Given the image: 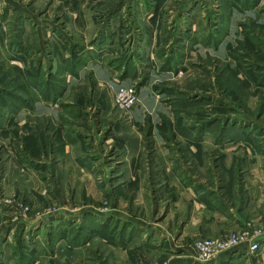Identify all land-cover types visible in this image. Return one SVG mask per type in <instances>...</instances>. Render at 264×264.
Masks as SVG:
<instances>
[{
    "label": "rangeland",
    "instance_id": "obj_1",
    "mask_svg": "<svg viewBox=\"0 0 264 264\" xmlns=\"http://www.w3.org/2000/svg\"><path fill=\"white\" fill-rule=\"evenodd\" d=\"M52 44L59 49V88L80 78L90 60L115 71L110 84L95 89L89 79L59 104L110 110L112 121L98 108L93 113L111 126L110 140H97L93 152L104 151L111 168L105 180L112 182L139 165L142 189L74 187L64 172L59 183L41 188L34 183L39 169L25 158L33 136L7 130L3 139L19 105L31 104V91L42 93ZM32 68L41 81L32 79ZM64 70L70 73L61 81ZM117 82L136 87L138 102L128 113L112 105ZM143 90L151 107L141 105ZM39 135L45 143L46 134ZM204 146L211 170L239 164L236 157L264 168V0H0V264H186L194 240L204 236H183V214L171 211L177 196L162 178L151 182L169 164L196 165ZM224 147L235 155L218 151ZM101 165L95 177H103ZM258 217L256 229L248 220L216 237L245 233L244 242L259 245L248 261L261 263L264 209Z\"/></svg>",
    "mask_w": 264,
    "mask_h": 264
},
{
    "label": "crops",
    "instance_id": "obj_2",
    "mask_svg": "<svg viewBox=\"0 0 264 264\" xmlns=\"http://www.w3.org/2000/svg\"><path fill=\"white\" fill-rule=\"evenodd\" d=\"M54 45L52 44L51 51L48 53L50 66L45 71L46 77L50 76L45 80L50 81L55 88L58 87L59 89V49ZM44 58L46 60L47 57ZM34 60V68H36L35 65L38 60L37 58ZM84 67L80 71V78L77 77L73 80L69 78L68 81L64 78L70 72L67 70L62 71L60 74L61 81L64 80L60 85L62 93L56 99L46 100L39 91H31V94H29L31 104H20L19 110L16 113L14 112L12 126L3 125V139L10 131L17 134L19 129L28 130L30 135L33 136L30 139V151L27 152L28 156L25 158H28L29 165L34 166L36 170L39 169L40 177L38 174L34 179V183L41 182V188H44V182L47 183V187L52 186L53 183L56 184L59 172H64L70 174L68 177L70 178L68 179L69 185L74 187L84 185L89 190L99 187L108 189L112 188L115 183H124L122 186L125 185L127 188L142 189L146 172L144 170L140 173L139 165H135L133 170H130L124 177L122 176L121 178H125L124 180L112 182V180H105L107 172L109 173L111 168L106 167V164L103 163L104 151L103 154L93 152L98 148L97 140L107 142L111 138V132H108L111 128L110 122H104L102 125L95 121L97 120L94 117L97 115L95 114L96 108L99 109V115L106 114L109 120L111 119L110 110L105 112L104 104H59V99L70 100L69 94L74 90V86L88 82L91 79L93 86L97 89L102 83L110 84L115 76V71L106 66L105 63L97 60H90ZM87 75L88 77H85ZM113 84L114 87H117L118 84L126 83ZM139 95L142 103H145L141 105L151 107L152 104H148V90L139 91ZM13 108H16V105ZM138 112V108L133 110L135 117L130 113L133 119H141L139 117L142 116ZM7 130L9 132L5 133ZM39 133L46 134L44 136L45 143H42L43 138ZM49 135L51 137H47ZM88 141L91 144H88ZM232 149L224 147L218 148V151L235 155L236 152ZM210 150L207 146L200 148L199 153L197 152L198 160L193 159L196 163L194 166H190L189 162H186L180 166L169 164L165 168H160L158 176H154V180L151 182L156 184L162 178L163 181L165 180L164 183H167L170 190L174 191L177 196L171 211L173 212L172 215L183 214L185 220L182 231L183 236L193 238L222 236L228 231L244 227L248 220L255 229L258 228L257 226L260 225L258 216L264 209V168L258 166V164L242 165L238 160L239 158L236 157L239 164H225L211 170L207 165V154ZM186 151L190 155L196 152L192 148ZM218 151L216 150V154H218ZM17 152L21 157L25 156L21 150L22 154L18 150ZM90 156H94V161L88 165L85 158ZM193 156L197 157L196 155ZM172 159L174 160V158ZM14 161L18 162L17 158ZM98 164H102L100 167L103 177H95L94 175V167ZM16 167L18 166L16 165ZM215 171H218L219 176L216 175ZM75 173H78L76 179ZM110 176H112L111 173ZM57 183H59V180ZM181 193H183L182 197ZM259 241L260 246L264 248V233L259 236ZM249 252V243L243 242L232 250L220 254L212 264L260 263L258 258L257 261L253 258L252 262L248 261ZM261 257L264 259V251L261 252ZM189 259L186 264H196L192 257ZM260 264H264V260Z\"/></svg>",
    "mask_w": 264,
    "mask_h": 264
},
{
    "label": "built area",
    "instance_id": "obj_3",
    "mask_svg": "<svg viewBox=\"0 0 264 264\" xmlns=\"http://www.w3.org/2000/svg\"><path fill=\"white\" fill-rule=\"evenodd\" d=\"M120 83V82H117ZM112 105L120 112L128 113L138 102L136 87L132 84H118L111 88ZM247 240L245 233H231L225 237L197 238L192 244L194 259L197 262H209L216 259L220 254L232 250ZM256 241L249 243L250 252L258 249Z\"/></svg>",
    "mask_w": 264,
    "mask_h": 264
},
{
    "label": "trees",
    "instance_id": "obj_4",
    "mask_svg": "<svg viewBox=\"0 0 264 264\" xmlns=\"http://www.w3.org/2000/svg\"><path fill=\"white\" fill-rule=\"evenodd\" d=\"M71 69H72V72H73V70H75L74 67H72ZM33 70L34 71H32V72L30 71V73H29L32 75V79L35 78V79H39L41 81V79H40L41 76L39 75V73H36L35 69H33ZM33 74H35V76ZM44 83H45L44 87H43V89H41L42 90L41 96L44 99H46V100L47 99H56L57 96L59 94H61V93H59L60 92L59 89H61V88H59V89H57L58 87L55 88V86L52 85V83L50 81L45 80ZM14 109H16V108H14Z\"/></svg>",
    "mask_w": 264,
    "mask_h": 264
}]
</instances>
